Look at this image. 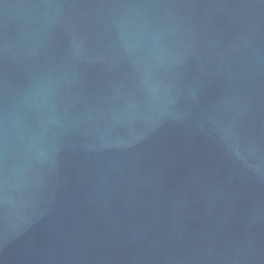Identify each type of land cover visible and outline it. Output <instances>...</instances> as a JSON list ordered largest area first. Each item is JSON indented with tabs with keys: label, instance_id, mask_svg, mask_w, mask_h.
Wrapping results in <instances>:
<instances>
[{
	"label": "water",
	"instance_id": "obj_1",
	"mask_svg": "<svg viewBox=\"0 0 264 264\" xmlns=\"http://www.w3.org/2000/svg\"><path fill=\"white\" fill-rule=\"evenodd\" d=\"M0 264H264V0H0Z\"/></svg>",
	"mask_w": 264,
	"mask_h": 264
}]
</instances>
